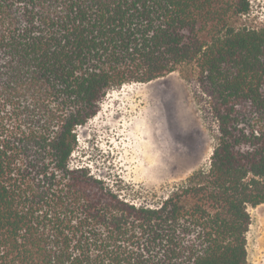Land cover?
Listing matches in <instances>:
<instances>
[{
	"label": "trees",
	"instance_id": "trees-1",
	"mask_svg": "<svg viewBox=\"0 0 264 264\" xmlns=\"http://www.w3.org/2000/svg\"><path fill=\"white\" fill-rule=\"evenodd\" d=\"M248 0H0V264H247L264 204V29ZM193 66L206 171L136 205L83 167L106 93Z\"/></svg>",
	"mask_w": 264,
	"mask_h": 264
},
{
	"label": "rangeland",
	"instance_id": "rangeland-1",
	"mask_svg": "<svg viewBox=\"0 0 264 264\" xmlns=\"http://www.w3.org/2000/svg\"><path fill=\"white\" fill-rule=\"evenodd\" d=\"M248 2L249 12L233 18V26L264 29V0ZM194 74L193 66L183 65L151 82L109 90L97 114L75 128L68 166L86 168L123 199L150 206L206 171L218 134L197 102ZM148 159H156L153 169ZM248 212L247 264H264V204Z\"/></svg>",
	"mask_w": 264,
	"mask_h": 264
},
{
	"label": "bare ground",
	"instance_id": "bare-ground-1",
	"mask_svg": "<svg viewBox=\"0 0 264 264\" xmlns=\"http://www.w3.org/2000/svg\"><path fill=\"white\" fill-rule=\"evenodd\" d=\"M145 147H146V146H145ZM143 148H144V147H143ZM147 148H148V147H147ZM148 149H149V148H148ZM144 150H145V149H144ZM155 160H156V159H150V160L148 159V161H147L148 163H147V164L149 165V167H148L149 169H153V168H152V164L155 162Z\"/></svg>",
	"mask_w": 264,
	"mask_h": 264
},
{
	"label": "crops",
	"instance_id": "crops-1",
	"mask_svg": "<svg viewBox=\"0 0 264 264\" xmlns=\"http://www.w3.org/2000/svg\"><path fill=\"white\" fill-rule=\"evenodd\" d=\"M247 261H248V251H247Z\"/></svg>",
	"mask_w": 264,
	"mask_h": 264
}]
</instances>
